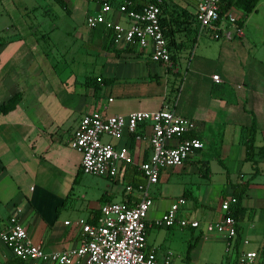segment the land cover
I'll list each match as a JSON object with an SVG mask.
<instances>
[{"label":"crops","instance_id":"0c3cea01","mask_svg":"<svg viewBox=\"0 0 264 264\" xmlns=\"http://www.w3.org/2000/svg\"><path fill=\"white\" fill-rule=\"evenodd\" d=\"M58 1L68 15L70 9L80 11L81 27L33 28L20 18L26 10L15 7L18 0H0V105L18 97L11 110L0 113V229L14 217L29 242L44 252L77 247L80 222L92 224L101 204L135 201L124 187L143 184L138 165L150 155V126L143 123L133 134L100 137L130 158L129 164L117 165L113 178L82 174L81 155L68 146L81 117L91 111L125 116L166 106L194 123L192 135L202 147L180 166L162 169L148 187L146 250L157 260L170 255L172 264H235L241 252L255 253L252 264H264V162L256 153L264 146V40L256 37L264 27L249 31L245 23L264 8V0H258L241 27L227 28L229 40L196 32L192 43L193 0L162 3L164 40L172 43L169 51L176 59L169 69L151 62L146 48L107 41L102 26L89 30L84 24L87 16L102 14L127 27L124 12L140 10L150 0ZM198 47L199 54H193ZM182 63L186 70L180 76ZM95 78L106 83L98 88L90 81ZM177 78L182 83L174 98ZM252 123L254 165L244 159L240 144L241 129ZM243 185L242 214L228 249L223 236L205 232L202 225L149 226L177 198L184 199L177 219L216 221L221 201ZM0 264L21 262L0 244Z\"/></svg>","mask_w":264,"mask_h":264},{"label":"built area","instance_id":"2783aa9c","mask_svg":"<svg viewBox=\"0 0 264 264\" xmlns=\"http://www.w3.org/2000/svg\"><path fill=\"white\" fill-rule=\"evenodd\" d=\"M166 1L154 0V3H147L140 10L125 9L127 27L113 23L102 14L87 16L84 24L89 30L102 26L113 43L122 41L126 45L146 48L151 62L168 68L169 53L159 24V6ZM221 1L193 0L197 35L214 33L225 40L230 39L231 33L227 28L234 27L237 18L231 10L219 17ZM211 80L215 84L220 82L215 75L211 76ZM143 123L150 126L147 137L150 155L138 165L143 184L124 187L125 195L135 199L132 204H101L92 224L80 222V244L69 250L44 252L38 245L29 242L25 228L14 217H9L6 225L0 229V244L21 264H172L170 255L157 260L154 252L145 248L146 214L150 206L147 189L157 182L162 169L180 166L190 153L202 147L197 138L186 137L194 132V123L174 114L166 106L153 112H131L125 116H103L91 111L81 117L68 146L81 155L82 174L113 178L117 165L129 164L130 158L124 150L113 148L109 143L102 142L100 137L118 138L124 131L133 134ZM171 140L174 144L169 145ZM235 203L232 196L222 200L219 205L221 217L201 224L197 220L176 218L184 205V199L177 198L149 226L167 228L175 224L181 229H197L202 225L205 232L223 236L228 249L237 234V221L228 213ZM255 257L253 252H241L235 264H252Z\"/></svg>","mask_w":264,"mask_h":264},{"label":"rangeland","instance_id":"374dc122","mask_svg":"<svg viewBox=\"0 0 264 264\" xmlns=\"http://www.w3.org/2000/svg\"><path fill=\"white\" fill-rule=\"evenodd\" d=\"M15 7L17 9H22L23 7H25L24 8L26 10L25 14L20 18L22 19L23 23H25L28 26L30 25L33 28H36L38 26L44 27L49 24H54L55 26H58L60 29L61 28L68 29L73 26L81 27V24L78 20L80 11L77 10V8H74L73 10L70 9L71 12L68 15L55 0H18V4H16ZM231 13L234 14L235 16H239L237 10L235 9H231ZM245 23L248 24L249 31H251V28L256 29V27L257 28L264 27V8L258 9L257 13L252 14ZM201 36L203 35H200L199 37ZM256 37L258 40H264V33L259 31ZM78 44L79 42L75 41L74 46L76 47L78 46ZM199 49L200 47H198V49L195 52H193V54L196 53L198 55L200 51ZM184 53H185V59L187 61L188 60L187 53H189V51L185 50ZM184 69L186 70V64L182 63L180 76L184 74ZM179 80L180 79L177 78L175 83V87L177 89L180 87V83H182ZM177 89L174 91L173 94L174 98L177 97V93H178Z\"/></svg>","mask_w":264,"mask_h":264},{"label":"trees","instance_id":"16d2710c","mask_svg":"<svg viewBox=\"0 0 264 264\" xmlns=\"http://www.w3.org/2000/svg\"><path fill=\"white\" fill-rule=\"evenodd\" d=\"M56 1L59 5H62L60 1H58V0H56ZM257 2H258V0H222L219 4L218 15H219V17H222V16H224V14L226 12H228L231 9L237 10L239 12V16L237 17L234 24L236 27L239 28L242 26L245 18L254 10ZM149 3H154V0H150ZM160 7H161V5L159 6V9H160ZM159 24L161 27L160 18H159ZM161 30H162V27H161ZM192 34H193V39H192L191 43L194 41V36L196 35V25H195V28L193 29ZM106 35H107V41H109L110 39H108V34L106 33ZM162 35H163V38L165 39V34L163 33V31H162ZM169 45H172V43L168 44L166 42V48H167L168 53H169V61H170V67H171L174 65L176 59H175L174 54H172V52L169 51L170 50ZM170 67H168V69ZM90 81L92 82L93 85L97 86L98 88H99V86H98L99 84L103 85L106 83V81H101L100 78L91 79ZM176 89L177 88H175V90ZM17 100H18V97L13 96L8 101H6L4 104L0 105V113H6L9 110H11L13 108V106L15 105V103L17 102ZM254 130H255V127H254V124L252 123L250 126H248L246 128H242L240 131V144L244 148V156H245L244 159L246 161L250 162L251 165L255 164V162L253 161L254 153H253V148H252V138H253ZM186 137L191 138V137H195V136L190 134V135H187ZM256 153L259 156L260 160L262 162H264V146L260 147ZM254 175H255V172L252 174V176H254ZM252 176H250L249 179H251ZM136 185H138V184H136ZM136 185H132V186L134 187ZM244 189H245V185L240 186V189L238 192L232 193V197L235 198L236 203L229 208L228 213L236 221L242 214V210L239 209L238 202H239V199H240L242 193L244 192Z\"/></svg>","mask_w":264,"mask_h":264}]
</instances>
